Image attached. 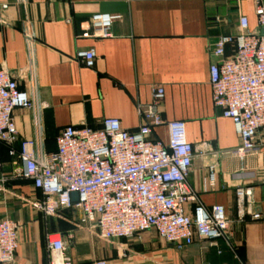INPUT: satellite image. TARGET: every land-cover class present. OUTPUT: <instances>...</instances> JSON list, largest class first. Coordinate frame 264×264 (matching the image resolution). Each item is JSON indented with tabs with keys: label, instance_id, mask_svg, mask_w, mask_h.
Instances as JSON below:
<instances>
[{
	"label": "crops",
	"instance_id": "crops-1",
	"mask_svg": "<svg viewBox=\"0 0 264 264\" xmlns=\"http://www.w3.org/2000/svg\"><path fill=\"white\" fill-rule=\"evenodd\" d=\"M0 69L8 71L18 88L32 95V110H15L18 142L37 135L47 153L66 127L99 129L113 118L122 129L140 126L136 108L150 102L152 87L164 90L159 106L164 122L182 121L194 152L187 183L198 202L209 210L223 207L229 221L233 252L222 241H194L177 249L153 231L118 241L106 250L94 236L57 218L44 219L33 204L41 200L29 183L11 182L0 193V221L18 222V249L12 264H48L46 233L60 234L72 264H264V147L244 159L231 155L239 147L232 123L212 104L209 51L222 36H236L239 19L248 32L260 33L254 0H0ZM112 17L106 39L84 38L88 18ZM28 24L34 47L29 58L22 27ZM94 51L92 69L75 61L77 52ZM234 46H226L229 58ZM151 139L166 143L165 128ZM3 174L12 171L2 153ZM213 168L214 181L208 176ZM252 190L251 204L238 209L235 191ZM196 203L185 206L192 215ZM257 211L260 219L249 214ZM66 240V239H65ZM103 243V242H101Z\"/></svg>",
	"mask_w": 264,
	"mask_h": 264
},
{
	"label": "built area",
	"instance_id": "built-area-1",
	"mask_svg": "<svg viewBox=\"0 0 264 264\" xmlns=\"http://www.w3.org/2000/svg\"><path fill=\"white\" fill-rule=\"evenodd\" d=\"M15 6H26V0H14ZM256 27L260 33L248 32L247 19H239L236 36H222L211 45L209 86L212 104L229 120L239 139L231 155L244 159L264 147V0H254ZM1 5L0 10H6ZM84 38L106 39L112 17L95 14L88 18ZM22 35L31 60L34 38L28 24ZM226 46L233 54L224 58ZM75 61L92 69L94 51L77 52ZM164 99L161 87H152L150 102L136 108L140 126L135 132L121 128L117 119H104L99 129L86 126L66 127L55 138V150L47 153L37 135L33 140L18 142L14 125L15 110L34 109L32 95L19 90L7 70L0 69V193L7 192L11 182H26L41 194L33 204L44 219L57 218L62 211L77 212L76 230L94 236L103 243L131 240L153 231L166 244L177 249L194 241H222L233 250L229 221L221 206L206 210L193 195L187 183L194 152L186 139L182 121L164 122L159 106ZM165 128L167 141L151 139L153 131ZM10 159L12 171L3 174L2 153ZM209 182L214 181L213 168ZM76 195V202L72 201ZM252 190L235 191L238 209L250 206ZM191 202L192 215L185 212ZM259 220L257 211L249 214ZM18 222L0 221V264H12L18 249ZM48 264H72L65 257L67 243L60 234L46 233ZM92 264H107L96 260Z\"/></svg>",
	"mask_w": 264,
	"mask_h": 264
},
{
	"label": "rangeland",
	"instance_id": "rangeland-1",
	"mask_svg": "<svg viewBox=\"0 0 264 264\" xmlns=\"http://www.w3.org/2000/svg\"><path fill=\"white\" fill-rule=\"evenodd\" d=\"M77 212L75 211H62L58 214V217L57 219H60L62 220L63 222L65 223H68L71 227H72V230H76L74 227H73V223L76 221L77 219ZM117 242L115 243H99L101 244L103 247L106 248V250L110 249L116 244Z\"/></svg>",
	"mask_w": 264,
	"mask_h": 264
},
{
	"label": "water",
	"instance_id": "water-1",
	"mask_svg": "<svg viewBox=\"0 0 264 264\" xmlns=\"http://www.w3.org/2000/svg\"><path fill=\"white\" fill-rule=\"evenodd\" d=\"M72 201H73V202H76V201H77V199H76V195H72Z\"/></svg>",
	"mask_w": 264,
	"mask_h": 264
}]
</instances>
